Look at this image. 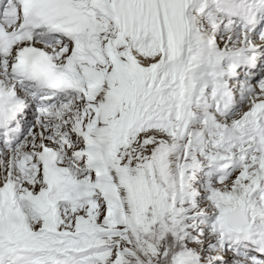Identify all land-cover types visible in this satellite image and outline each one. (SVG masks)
<instances>
[{
	"label": "snow or ice",
	"instance_id": "snow-or-ice-1",
	"mask_svg": "<svg viewBox=\"0 0 264 264\" xmlns=\"http://www.w3.org/2000/svg\"><path fill=\"white\" fill-rule=\"evenodd\" d=\"M0 264H264V0H0Z\"/></svg>",
	"mask_w": 264,
	"mask_h": 264
}]
</instances>
